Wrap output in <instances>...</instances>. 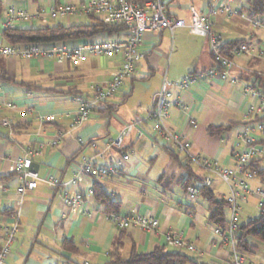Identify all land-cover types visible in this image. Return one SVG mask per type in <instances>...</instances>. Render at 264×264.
Returning <instances> with one entry per match:
<instances>
[{"label": "crops", "instance_id": "obj_1", "mask_svg": "<svg viewBox=\"0 0 264 264\" xmlns=\"http://www.w3.org/2000/svg\"><path fill=\"white\" fill-rule=\"evenodd\" d=\"M4 11L0 16V43L8 44L2 38L6 9L25 8L31 14L44 4L65 2L80 3L87 0H3ZM169 13L191 22L190 6L207 14L213 22L214 31L225 42L252 38L254 51L238 55L230 77L222 80L204 75L188 89L173 88V98L180 105H174L166 119L172 130L186 131L192 142L191 153L201 154L217 161L220 165L235 164V148L241 147L240 133L244 123L257 114L255 99L245 91L248 74L256 72L264 76V28L254 27L246 16L226 17L220 12L209 14L205 0H165ZM232 7L240 10L249 6V0H233ZM245 14V13H244ZM261 16V15H260ZM264 15L256 17L264 22ZM249 19V21H248ZM83 18L62 19L34 18L17 25L21 28L41 27L62 23H87ZM126 33H122V36ZM118 36V35H117ZM106 34L91 39L66 42L76 45L84 41L110 40ZM140 51L144 54L136 72L127 77L119 91L95 109L89 119L80 127L72 128V117L78 109L74 92L86 94L93 83H107L120 68L118 55H98L87 52L83 61L76 65L68 60L49 58H25L22 56H0V71L17 81L32 82L40 86L28 90L19 84L0 81V98L5 93L14 104L0 103V226L10 225L14 219L3 213L6 209L17 210L18 227L16 241L5 264H105L109 251L119 242L121 254L128 257L133 249L150 251L157 246L176 250L166 243L165 234L170 230H183L196 238L199 252L181 251L187 256L206 261L209 264H230L232 247L215 235L209 223L211 204L201 194L191 200L182 187L186 172L173 158L176 152L169 151L156 137L155 143L136 140L137 131L148 135L152 132L147 120L153 96L160 89L163 78L176 80L187 73L205 72L214 65L207 37L192 33L188 27H180L172 33L168 29L148 31L143 35ZM234 79V80H233ZM54 115L51 121L41 117ZM189 117L197 125L188 128ZM8 119L10 127L1 121ZM136 123V129L124 140L122 150L130 154L124 169L113 176L92 178L82 176L77 183L54 188L44 181L23 197L18 205L17 187L21 178L15 171V161L26 155L30 147L43 145L40 155L33 157L36 171L41 177L54 174L62 181L72 179L76 162L83 156H92L91 147L83 146L81 139L95 140L103 147L108 137H117L129 123ZM236 123L222 134H211L208 126ZM252 123L248 124L251 125ZM255 124H252V126ZM59 132L63 138L58 144H51ZM264 143V132L255 133ZM74 157V158H73ZM195 173L212 178L211 189L217 199H228L230 191L222 187L223 180L214 172L202 170L192 164ZM95 180L120 202V215L132 213L153 214L159 220L155 231H146L136 226L119 228L107 216L105 206L97 201L89 190ZM262 185L255 177L253 188ZM65 189L85 192V202L78 212H71L63 202ZM258 200L260 198L255 195ZM248 202V200H247ZM228 210V213H227ZM226 217L229 216V208ZM242 211V210H241ZM249 218H252L249 216ZM245 220L241 212V221ZM65 239L73 240L78 249L71 253L63 250ZM259 251L249 254V264L264 260V247L255 239ZM177 251V250H176ZM262 251V252H261Z\"/></svg>", "mask_w": 264, "mask_h": 264}, {"label": "built area", "instance_id": "obj_2", "mask_svg": "<svg viewBox=\"0 0 264 264\" xmlns=\"http://www.w3.org/2000/svg\"><path fill=\"white\" fill-rule=\"evenodd\" d=\"M208 4L209 14L220 12L228 18L234 16H246L238 9L232 7L233 0H205ZM191 22L186 23L185 19L170 15L167 11L165 0H87L80 3L65 2L49 4L48 7L40 6L35 14L29 13L25 8L9 7L6 9L5 27H16L19 23L34 18L62 19L70 21L72 18H83L90 20L95 17L105 23L115 25H125L128 31L125 35H118L110 40L84 41L76 45L67 43H20L18 45L0 43V56H22L25 58H49L58 60H68L79 65L87 52L98 55H118L121 58L120 68L113 73V77L107 83H93L89 86L86 94L74 96V101L78 104V109L72 117V128L82 126L90 117L96 106L112 98L120 89L124 80L133 75L144 57L140 51L143 35L148 31H159L168 29L172 33L180 27H188L194 33L205 36L209 40V48L214 65L205 72H192L182 77L172 80L164 77L160 89L154 94L151 109L147 120L151 123L152 132L148 135L143 131H137L136 140L150 141L155 143L156 137L160 138L164 146L169 150L186 157L189 163L199 169L216 173L224 180L231 189L229 201V216L224 223H212L213 233L219 236L222 242L228 243L232 247L230 264H249L246 258L237 251L236 241L240 233L241 225V205L239 201H247L249 195H257L260 198V212H264V188L262 185L254 188L250 187L249 180L255 178L250 169H246L252 159L264 157V143H261L255 133L264 132V92L248 83L245 91L249 93L257 102V114L262 118L254 123L246 125L241 133V147L235 148V164L225 166L218 164L210 158L201 154H192V142L186 131L172 130L166 124L169 111L174 105H180L179 99L173 98V88L186 90L188 87L208 75L211 78L228 79L230 72L235 65L234 58L238 55L247 54L254 51L251 43L243 42L239 44H227L213 29V22L207 14L199 11L194 5L190 6ZM251 23L254 27L264 28V22L253 18ZM264 56V50H258ZM234 80V79H233ZM1 90V89H0ZM0 103L7 106L14 104L8 96L3 93ZM54 115L41 117V121H51ZM1 123L10 127L8 119H3ZM197 125V120L189 117L188 128ZM136 123L131 122L121 130L117 137H108L105 145L99 147L95 140H83V146L91 147L94 151L92 156H83L76 162V169L73 177L69 181H62L54 174L41 177L37 171L32 170L33 157L40 155L43 145L30 147L23 157L16 159L15 171L21 178V183L17 187L19 195L18 205H22L24 195L33 190L39 181H44L54 188L65 187L71 183H77L82 176H90L94 179L113 176L124 169L130 154L122 150L124 140L129 137ZM63 138V133L59 132L51 144H58ZM212 178L205 175L188 185L186 192L189 199L193 200L201 194L204 186H211ZM93 194V189L89 190ZM85 192L71 191L65 189L62 199L66 207L71 212H78L85 202ZM11 218L14 219L10 225L0 226V264H5L7 257L11 254V249L16 241V231L18 227L17 210L6 209ZM108 218L119 228L136 226L146 231H155L159 226L158 218L153 214L132 213L120 215L117 212L107 214ZM166 243L178 251L199 252L196 238L187 234L183 230H170L165 234ZM52 264H58L53 262ZM62 264H70L64 262ZM253 264H264V260Z\"/></svg>", "mask_w": 264, "mask_h": 264}, {"label": "trees", "instance_id": "obj_3", "mask_svg": "<svg viewBox=\"0 0 264 264\" xmlns=\"http://www.w3.org/2000/svg\"><path fill=\"white\" fill-rule=\"evenodd\" d=\"M4 11V1L0 0V16ZM168 11V7H167ZM240 13H245L250 18H256L264 15V0H249V6L243 7L239 10ZM169 13V11H168ZM170 14V13H169ZM171 15V14H170ZM128 28L125 25H115L105 23L95 17H92L87 23H62L58 22L54 25H47L41 27L21 28V27H6L2 32V38L11 45H18L20 43H66L69 41L79 39H91L99 34H106L109 37H115L122 33H127ZM252 38L237 39L226 42L227 44H239L243 42L250 43ZM248 81L251 84L264 92V76L262 74L253 72L248 74ZM0 81H5L11 84H19L26 87L28 90L40 88L39 85L32 82L17 81L0 71ZM80 93H75L74 96ZM96 106L94 109H98ZM262 118L255 116L245 122V125L254 124ZM236 123H229L228 125H214L208 126L211 134H222L226 130L232 128ZM251 124V125H252ZM74 158V157H73ZM179 165L183 167L186 176L182 179V187L186 190L188 185L192 184L201 176L195 173L192 164L186 157H179L173 154ZM264 157L252 159L247 165L246 169H250L256 177H259L264 183V165L262 164ZM17 173V172H16ZM3 177H0L2 179ZM94 198L105 206V212L119 213L121 204L114 200L112 196L103 188V185L95 180L92 186ZM201 195L207 198L211 204L209 214V223H224L227 219L226 210L229 207V201L225 198L217 199L216 194L210 186H204L201 189ZM3 213L9 214L8 211ZM240 233L236 241V249L243 254H256L259 251L257 244L251 242L252 239L259 240L264 243V212L259 215L243 220L240 225ZM63 250L74 253L78 247L73 240L65 239L62 244ZM67 263H70L67 261ZM70 264H73L72 261ZM105 264H209L206 261L193 259L181 251L168 250L163 246H157L150 251L139 252L132 250L128 257H124L120 251L119 242L109 251V260Z\"/></svg>", "mask_w": 264, "mask_h": 264}, {"label": "rangeland", "instance_id": "obj_4", "mask_svg": "<svg viewBox=\"0 0 264 264\" xmlns=\"http://www.w3.org/2000/svg\"><path fill=\"white\" fill-rule=\"evenodd\" d=\"M43 6L48 7V4H44ZM261 16H259V17H261ZM248 21H249V19H248ZM262 164L264 165V161H263ZM254 179L255 178L249 180L250 187L253 186ZM223 185H224V187H222V188L225 191H230L228 186H227L228 184L225 181L223 182ZM262 186L264 188V183H262ZM239 204L241 205V208H242L241 212H242L243 216L245 217V220H247L249 218V216L250 217H255V216L259 215V213H260L259 208H258V200H257V198L255 197L254 194L248 196V202L247 201H239ZM227 213H228V210H227ZM255 241H257L259 243V245L261 246V249L264 247V243L263 242H261L259 240H256V239H255ZM259 253H260V251H259ZM243 256L245 258H247V257H249V254H243Z\"/></svg>", "mask_w": 264, "mask_h": 264}, {"label": "water", "instance_id": "obj_5", "mask_svg": "<svg viewBox=\"0 0 264 264\" xmlns=\"http://www.w3.org/2000/svg\"><path fill=\"white\" fill-rule=\"evenodd\" d=\"M35 167H36V163H33L32 164V170L36 171V168Z\"/></svg>", "mask_w": 264, "mask_h": 264}]
</instances>
